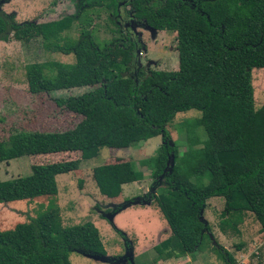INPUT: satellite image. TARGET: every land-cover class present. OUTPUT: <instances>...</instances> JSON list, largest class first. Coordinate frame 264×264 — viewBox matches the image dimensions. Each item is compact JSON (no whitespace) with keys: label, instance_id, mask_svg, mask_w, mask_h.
I'll return each instance as SVG.
<instances>
[{"label":"trees","instance_id":"1","mask_svg":"<svg viewBox=\"0 0 264 264\" xmlns=\"http://www.w3.org/2000/svg\"><path fill=\"white\" fill-rule=\"evenodd\" d=\"M69 1L75 5L73 13L46 22L20 23L0 9V41L41 40L54 52L75 56L74 62L28 63L30 93L86 88L54 99L60 108L82 116L74 128L13 127L8 137L0 138V162L81 152V158L33 164L30 174L0 180V203L53 196L29 221L0 227V264H72L71 252L106 255L94 222L64 224L55 197L57 176L78 170L82 160L98 157L103 147L126 148L158 135L164 142L157 154L140 160L153 176V192L141 200L157 199L180 245L178 249L166 239L155 248L158 260L201 250L211 230L204 211L212 197L225 199L224 220L219 222L223 232H228L227 224L235 228L244 223L248 212L264 232V104L256 108L252 82V69L264 67V0ZM123 7L128 20L176 34L177 70L140 68L139 45L131 30L119 26ZM102 10L108 13L106 26L113 24L118 37L101 44L88 26L76 39L63 35L75 23L92 26V13ZM192 108L202 116L185 122L187 145L182 151L167 126L178 112ZM202 127L207 138L198 131ZM144 177L131 159L93 168L100 192L110 198ZM135 199L117 205L116 211L139 201ZM243 246L236 245L239 250ZM221 249L225 264H235L231 251Z\"/></svg>","mask_w":264,"mask_h":264},{"label":"rangeland","instance_id":"2","mask_svg":"<svg viewBox=\"0 0 264 264\" xmlns=\"http://www.w3.org/2000/svg\"><path fill=\"white\" fill-rule=\"evenodd\" d=\"M1 9L8 15H13L20 23L25 21L46 22L73 13L75 5L69 0H6ZM122 9L119 26L124 32L128 25L133 32L136 31L137 40L140 41L138 59L141 64L150 66L151 69L177 70L179 68V52L176 34L155 31L143 22L128 20L124 13V7ZM91 17L93 19L92 26L75 23L63 35L76 39L81 35L83 27L88 26L90 30L93 29L96 40L101 44L119 36V33L111 30L110 26L112 27L113 24L106 26L108 13L105 10L94 12ZM52 59L74 62L75 56L74 54L66 55L54 52L52 48H46L41 40H33L30 43L14 38L0 41V119L4 118L3 121H0V138L8 137L10 129L13 127L44 131L66 130L74 128L82 119V116L60 108L54 99L61 95L81 94L86 88H73L35 95L30 93L26 65L31 62ZM252 82L255 106L259 108L264 104V67L252 69ZM201 116L202 111L196 108L180 111L167 126L173 140L180 144V150H185L187 145L188 132L184 125L185 122ZM198 131L202 138H207L203 127ZM163 142V136L158 135L126 148L103 147L98 157L82 160L78 170L57 176L59 193L55 197L61 206L64 224L72 226L87 221L94 222L100 229L107 249V256L104 255L108 258L107 260L92 258L90 257L92 254L85 256L71 252L72 264H158L155 248L170 238L173 233L157 199L154 197L145 199L147 201L141 200L153 192L151 189L153 176L150 168L141 165L140 160L155 156ZM76 158H81V152L23 156L10 162H0V180L30 174L33 164ZM127 159L134 161L137 168L144 172V179L125 184L123 193L118 197L110 198L103 195L93 178V168L103 162ZM173 163H175V158ZM204 183H208V179ZM52 197L41 196L31 200L0 203V227L11 229L19 222L29 221L38 214L41 205L46 207L49 204ZM132 198H136L135 200L140 202L127 204L116 211L117 205L125 204ZM224 207L225 199L223 197H212L208 200V206L204 211V219L208 221L211 230L198 253L206 261V264H225L219 253L222 250L221 247H224L226 243L235 256L239 251L236 245L248 241L244 231H250L249 235H251L260 227V223L253 213L248 212L243 220L244 223L238 227L235 226V228L227 224L228 232H223L221 226L219 228V222L224 220L221 216ZM228 220L231 222L232 218L229 217ZM214 228L227 235L225 243L217 237ZM263 240L264 236L260 241ZM243 251L246 252L247 249ZM129 255L133 257V261L129 259L131 256L126 258ZM189 255L195 257L194 254ZM184 256L187 255L178 258Z\"/></svg>","mask_w":264,"mask_h":264},{"label":"crops","instance_id":"3","mask_svg":"<svg viewBox=\"0 0 264 264\" xmlns=\"http://www.w3.org/2000/svg\"><path fill=\"white\" fill-rule=\"evenodd\" d=\"M214 231L216 232L217 237L225 243V240H227V235L220 230L217 231L216 228H214ZM254 232H255L254 234L249 235L250 231L248 230L244 231V234L247 236L248 241L247 243L243 242L244 243L243 248L239 250L237 254L234 256L236 259L235 264H247V263L264 264V247H263L264 240L260 241L261 238L264 236V232L260 231V227H258L257 230H255ZM170 239L172 240V244L179 249L180 245H178L177 238L172 235ZM225 248H227L229 251H232V249L226 243H225ZM246 249H247L246 252L243 251ZM194 256L195 257H193V255L192 256L187 255L181 258L178 257H170L167 259L163 258L158 260V264H206L205 263L206 261L202 258V256L198 252L194 253Z\"/></svg>","mask_w":264,"mask_h":264},{"label":"water","instance_id":"4","mask_svg":"<svg viewBox=\"0 0 264 264\" xmlns=\"http://www.w3.org/2000/svg\"><path fill=\"white\" fill-rule=\"evenodd\" d=\"M6 0H1L0 1V9H1V6H2V4L5 2ZM174 155L172 154L170 157H169V160H168V164H167V170L169 169L170 171H172V169H173V166H174ZM138 202H140V201H136L135 203H138ZM107 256V255H106ZM131 255H129V256H126V258L127 257H130ZM90 257H92V258H96V259H99V260H107L108 258L107 257H105L104 255H97V254H95V255H92V256H90ZM125 258V259H126ZM131 261H133V257L131 256L130 258H129Z\"/></svg>","mask_w":264,"mask_h":264},{"label":"flooded vegetation","instance_id":"5","mask_svg":"<svg viewBox=\"0 0 264 264\" xmlns=\"http://www.w3.org/2000/svg\"><path fill=\"white\" fill-rule=\"evenodd\" d=\"M140 22H142V21H140ZM143 23H144V22H143ZM144 24H145V23H144ZM149 28H150V27H149ZM127 29H128V30H131V32H132L131 34H132L133 38H135V40L137 41V44L139 45V42H140V41L137 40L138 35L136 34V31L133 32L132 28H131L129 25L127 26ZM150 29H151V28H150ZM141 34H142V33H141ZM142 38H143V37H142ZM139 39H140V38H139ZM138 62H139V66H140V68H143V69H146V70H151V67H150V66H144V65H142L139 59H138Z\"/></svg>","mask_w":264,"mask_h":264}]
</instances>
